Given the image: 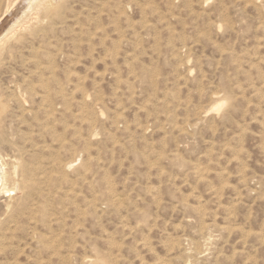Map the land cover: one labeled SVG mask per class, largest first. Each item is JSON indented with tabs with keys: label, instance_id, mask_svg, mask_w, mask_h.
Wrapping results in <instances>:
<instances>
[{
	"label": "rangeland",
	"instance_id": "rangeland-1",
	"mask_svg": "<svg viewBox=\"0 0 264 264\" xmlns=\"http://www.w3.org/2000/svg\"><path fill=\"white\" fill-rule=\"evenodd\" d=\"M15 1L0 264H264V0Z\"/></svg>",
	"mask_w": 264,
	"mask_h": 264
},
{
	"label": "bare ground",
	"instance_id": "bare-ground-1",
	"mask_svg": "<svg viewBox=\"0 0 264 264\" xmlns=\"http://www.w3.org/2000/svg\"><path fill=\"white\" fill-rule=\"evenodd\" d=\"M18 1L19 0H16L15 1V3L13 4V6L10 8V11H12L15 7H16V5H17V3H18ZM35 1V0H34ZM45 1V0H44ZM50 1H54V2H57L58 0H50ZM31 2V1H30ZM46 2H47V0H46ZM49 2V1H48ZM28 3V2H27ZM26 3V4H27ZM36 3V2H35ZM42 3V2H41ZM55 4V3H54ZM57 4V3H56ZM31 5V4H30ZM42 5V4H41ZM63 5V4H62ZM43 6V5H42ZM27 8V7H26ZM34 8V7H33ZM48 8V7H47ZM19 9H20V7L18 8V11H19ZM31 9V8H30ZM39 9V8H38ZM25 10V9H24ZM18 11H15L12 15H14V14H16ZM30 12V11H29ZM42 12V11H41ZM25 14V13H24ZM23 14V15H24ZM25 16V15H24ZM26 17V16H25ZM4 19V17L3 18H1L0 19V23H1V21ZM20 19V18H19ZM17 22H19L18 20H17ZM21 22V21H20ZM17 24H16V22L8 29V31H6L7 32V34H8V32L10 31V30H12V28L14 27V26H16ZM15 31V30H14ZM6 34V35H7ZM13 35V34H12ZM9 36V35H8ZM2 41V40H1ZM53 105V104H52ZM220 105V104H219ZM51 111H50V113L51 114H53V112L55 111V108L53 107V106H51V109H50ZM219 111V110H218ZM4 140V139H3ZM15 159V158H14ZM14 161V160H13ZM12 161V162H13ZM17 161V160H16ZM15 161V162H16ZM57 161V160H56ZM60 161V160H59ZM21 163V162H20ZM23 163H24V161H23ZM64 164V163H63ZM62 164V166L63 167H67L68 165H71V162L70 163H68V164H66V165H63ZM75 164V163H74ZM48 165V164H47ZM15 166L18 168V166H19V163L18 162H16L15 163ZM25 166V165H24ZM51 166H52V164H51ZM55 166V165H54ZM53 166V167H54ZM60 166V165H59ZM58 167V166H57ZM2 162H1V159H0V192L1 191H5L6 190V185H5V177H6V174L4 173V171H2ZM27 168V167H26ZM52 168V167H51ZM59 168V167H58ZM15 169V168H14ZM19 169V168H18ZM56 169V168H55ZM72 169V168H71ZM7 170V169H6ZM25 170V169H24ZM39 170V169H38ZM65 170V169H64ZM70 170V169H69ZM55 172H56V170H55ZM60 172V171H59ZM65 172V171H64ZM64 172H63V174H64ZM68 173V172H67ZM29 174V173H28ZM30 175V174H29ZM10 176V175H9ZM17 176V175H16ZM8 177V176H7ZM18 177V176H17ZM44 178V177H43ZM18 179V178H17ZM30 179V178H29ZM11 180H12V178H11ZM39 181V180H38ZM18 182V181H17ZM45 182V181H44ZM29 183V182H28ZM9 185V184H8ZM17 185V184H16ZM29 185V184H28ZM31 185V184H30ZM18 189V188H17ZM13 191V190H12ZM19 190H17V192H18ZM7 192V191H6ZM16 192V191H15ZM16 192V193H17ZM31 192V191H30ZM3 193V192H2ZM5 193V192H4ZM11 193V192H10ZM15 193V194H16ZM21 193V192H20ZM19 194V193H18ZM9 195V194H8ZM21 195V194H20ZM13 196V195H12ZM12 200V199H11ZM11 207V206H10ZM9 210V209H8ZM10 230V229H9ZM7 232V231H6ZM1 238V237H0ZM7 240V239H6ZM2 244V243H1ZM205 248V247H204Z\"/></svg>",
	"mask_w": 264,
	"mask_h": 264
}]
</instances>
